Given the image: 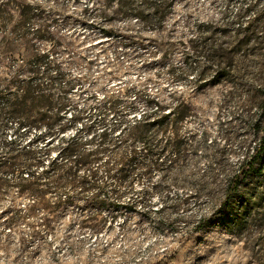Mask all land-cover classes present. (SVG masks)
<instances>
[{
    "label": "rangeland",
    "instance_id": "rangeland-1",
    "mask_svg": "<svg viewBox=\"0 0 264 264\" xmlns=\"http://www.w3.org/2000/svg\"><path fill=\"white\" fill-rule=\"evenodd\" d=\"M3 29L0 87L22 59L47 56L81 84L77 105L131 91L136 114L149 94L196 117L179 164L112 191L147 218L92 221L112 206L88 198L102 192H52L43 206L0 173V264H264V0H175L161 25L109 0H0ZM243 158L250 170L223 202ZM73 193L88 199L64 203Z\"/></svg>",
    "mask_w": 264,
    "mask_h": 264
},
{
    "label": "trees",
    "instance_id": "trees-1",
    "mask_svg": "<svg viewBox=\"0 0 264 264\" xmlns=\"http://www.w3.org/2000/svg\"><path fill=\"white\" fill-rule=\"evenodd\" d=\"M109 1L116 12L151 25H161L175 2ZM0 32L3 39L12 34L10 29ZM5 51L10 50L6 47ZM12 72L0 87V173L9 174L20 193L31 194L43 206H48V193L96 190L102 193L88 198L100 206H112L91 213L90 220H113L118 215L147 218L149 211H137L134 200L118 208L122 196L112 191L128 189L135 181L149 179L154 171H166L182 161L187 146L184 126L196 117L193 109L179 97L169 105L144 94L146 109L136 114L131 91L91 95L77 105L72 96L81 84L47 56L22 59ZM257 151H264V142ZM169 155L173 161L166 160ZM250 167L251 161L243 158L225 178L223 202ZM64 198V203L75 205L87 197L73 193Z\"/></svg>",
    "mask_w": 264,
    "mask_h": 264
}]
</instances>
